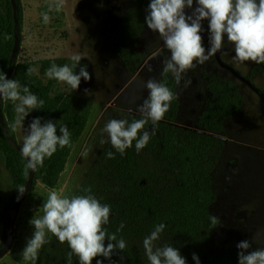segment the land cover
Wrapping results in <instances>:
<instances>
[{
    "label": "trees",
    "instance_id": "16d2710c",
    "mask_svg": "<svg viewBox=\"0 0 264 264\" xmlns=\"http://www.w3.org/2000/svg\"><path fill=\"white\" fill-rule=\"evenodd\" d=\"M88 1L93 5H101L103 2ZM149 3L150 0H131L124 16L108 37L109 47L125 63L128 72L133 76L147 58L146 53L139 49V38L148 30L145 16ZM17 6L16 18L22 42V0H17ZM4 9L0 10V72L6 74L8 69H11L13 74L10 79H16L22 86H28L33 94L44 101L43 108L35 110L34 118H42V123L47 120L56 122L57 135H60L61 125H67L71 133L70 146L62 149L58 147L35 172L33 185L41 180L46 187L54 189L66 168L75 142L87 126L91 112L89 108H80L78 101L73 97L62 99L51 96L48 85L39 81L34 73L27 74L28 68H32L31 63L18 64V55L11 62L15 27L11 0L6 1ZM39 63L43 72L52 64L50 60ZM222 63L229 67L225 62ZM64 64H71V61L58 60V65ZM262 70L264 64H256L252 73L243 78L260 94L264 103V88L258 87L253 81ZM234 71L242 77L239 72ZM160 81L165 82L175 93L177 84L171 73L162 72ZM206 87L210 96L205 100L195 123L196 130L177 125L181 102L176 96L169 111L155 126L156 134L143 150L137 153L134 141L133 147L121 155L108 143L89 177L74 194L85 195L87 193L84 190L90 189L91 194L101 203L111 205L109 224L105 227L109 233H116L118 239L123 238L127 242V248L113 257L117 264H149L142 242L145 236L161 223L165 225V229L160 240L156 242L157 246L173 245L186 258L187 264H195L193 253L199 256L200 264H238L236 246L239 242L230 236L218 239L217 228L220 219L215 215L219 224L216 226L211 223L209 217L214 215L212 206L217 199L214 184L218 168L224 161L221 160L223 152L228 147V140L221 135L228 123L241 113L245 99L232 82L212 78L206 82ZM5 104L6 100L3 99V115ZM133 118H141L139 112L132 113L127 119L131 122ZM5 122L10 135L18 142L6 118ZM146 129H152L150 122ZM109 151L113 152V158L107 157ZM0 158L12 176L15 190L5 211L0 212V234L4 231L2 247L7 241L9 214L19 195L17 187L27 184L30 170L25 172L26 160L9 142L1 123ZM228 160L233 162L232 159ZM231 168H237L236 163ZM121 222L124 227L117 232ZM105 243L107 244V241ZM256 248L258 245L253 242L250 251ZM69 251L67 242L61 244L51 235L36 264H67ZM11 256L15 261L21 262V256L16 251L11 252ZM72 264H79L75 255L72 257ZM104 264L109 262L105 260Z\"/></svg>",
    "mask_w": 264,
    "mask_h": 264
},
{
    "label": "rangeland",
    "instance_id": "374dc122",
    "mask_svg": "<svg viewBox=\"0 0 264 264\" xmlns=\"http://www.w3.org/2000/svg\"><path fill=\"white\" fill-rule=\"evenodd\" d=\"M6 1L0 0L1 11L5 10ZM130 2L103 0L101 5H93L88 0H22L24 29L18 64L31 63L37 79L51 89V96L62 99L73 97L80 108H89L91 113L82 136L74 144L58 185L51 189L38 180L29 196L26 195L14 222L12 248L0 259V264H29L23 260L21 252L34 231L29 221L47 199V194L55 190L60 195H74L89 177L108 144L99 143L101 129L107 121L113 118L127 119L138 112V106L148 96L146 82L152 78L161 80L162 61L171 53L158 33L148 29L140 36L139 49L146 53L147 58L134 76L108 45L110 33L124 16ZM59 3H62V7L57 10ZM196 6L194 0L193 9ZM193 9H185L186 14L190 15ZM44 13L49 16L48 23L43 20ZM202 24L204 31L200 34L207 48L208 21L204 20ZM73 54L83 56L80 64L88 66L91 80L81 78L79 89L72 92L66 84L49 79L39 62L50 60L58 65V60L71 61ZM234 55L233 47L225 42L223 48L203 65H197L183 74L181 83L176 85L175 94L181 102L177 125L193 130H196L195 123L205 100L210 96L206 82L212 78L232 82L245 99L241 113L228 123L221 135L228 140V147L223 152L221 160L224 161L216 175L214 186L217 199L212 206V213L220 219L217 238L230 236L240 242L251 241L258 231L264 233V103L260 94L243 78L252 73L257 63H238L233 59ZM153 57L156 61L149 65ZM76 72L78 74L79 67ZM188 81L191 83L185 87ZM253 81L264 88V70ZM14 108L11 101H6L4 116L10 126L17 118ZM34 112L31 111L25 118L24 128L18 127L13 131L21 145ZM104 138L107 139L106 134ZM235 163L237 168H231ZM14 194L12 176L0 158V212L5 211ZM3 237L4 231L0 234V248ZM254 243L264 247V235ZM43 248L39 251L38 259ZM14 251L21 256L20 263L11 256Z\"/></svg>",
    "mask_w": 264,
    "mask_h": 264
},
{
    "label": "clouds",
    "instance_id": "9594fccd",
    "mask_svg": "<svg viewBox=\"0 0 264 264\" xmlns=\"http://www.w3.org/2000/svg\"><path fill=\"white\" fill-rule=\"evenodd\" d=\"M194 0H150L146 9L145 23L153 33H158L164 46L171 53L165 58L162 72L171 73L176 84L181 83L184 73L203 65L218 51L225 42L233 47V59L238 63L251 61L264 64V0H196L197 6L193 9ZM62 3L57 4V10ZM185 9H193L188 15ZM45 23H48L47 13L42 14ZM208 21V47L203 44L200 33L204 31L202 22ZM226 37V40H225ZM82 55L70 56L71 64L57 65L52 63L46 70V76L57 82L66 84L71 90L79 89L81 78L91 80L87 65L80 64ZM79 67L77 74L76 69ZM34 69L28 68L31 75ZM191 81L185 84L187 87ZM148 96L138 106L139 119H109L101 129L99 143H110L112 148L125 154L133 147L139 153L156 134L155 126L169 111L171 102L176 94L165 82L149 79L145 85ZM87 92L88 90L85 89ZM0 99L11 101L15 108L17 118L11 124L13 131L24 128L25 118L33 110L43 108L44 101L33 94L28 86H22L16 79H8L6 74L0 72ZM152 125L149 131L146 125ZM57 123L42 118L32 119L23 145L21 156L26 160L25 172L35 171L42 167L44 160L50 158L57 148H64L71 144V133L67 125L59 127ZM106 134L107 139L104 138ZM87 154V152L85 153ZM113 158V152L107 153ZM18 199L25 192V185H20ZM85 195H60L55 190L47 194L42 206L35 212L29 224L34 227L30 238L21 252L25 262L36 264L39 251L49 242V234L55 236L61 244L67 242L70 251L67 253V264H72L75 255L79 264H117L113 259L127 248V242L117 238L116 233H109L105 227L109 224L111 205L101 203L90 189L84 190ZM42 213V214H41ZM213 225L218 224L215 215L209 217ZM124 227L121 222L117 232ZM163 223L154 227V230L143 239V249L149 264H187L181 252L170 244L157 246L164 232ZM264 235L258 231L252 240L240 241L237 244L238 264H264V247L251 250L252 243ZM107 241V244L105 243ZM123 259V257H120ZM195 264H200L199 256L192 254Z\"/></svg>",
    "mask_w": 264,
    "mask_h": 264
},
{
    "label": "water",
    "instance_id": "95a60500",
    "mask_svg": "<svg viewBox=\"0 0 264 264\" xmlns=\"http://www.w3.org/2000/svg\"><path fill=\"white\" fill-rule=\"evenodd\" d=\"M12 6H13V10L15 13V27H14V48L12 51V57H11V62L17 57L19 49L21 47V39H20V35H19V27H18V20L16 18V12L18 10V6H17V0H11ZM156 61V58H151L149 60V65L153 64ZM151 62V63H150ZM13 72L11 69H8L7 73H6V77L8 79L11 78ZM2 102L3 99H0V123L4 129V132L9 140V142L17 149L20 151L21 149V145L16 142L12 136L10 135L8 128L6 126V122H5V118L4 115L2 113ZM35 171L30 170V174H29V179L27 184L25 185V192L22 196L19 197V199L17 198L11 211L9 214V218H8V223H7V241L6 243L0 248V259L3 258L7 253L10 252L13 242H14V222L17 216V213L20 209L21 204L23 203L26 195L28 194V192L31 190L33 183H34V177H35Z\"/></svg>",
    "mask_w": 264,
    "mask_h": 264
},
{
    "label": "bare ground",
    "instance_id": "6f19581e",
    "mask_svg": "<svg viewBox=\"0 0 264 264\" xmlns=\"http://www.w3.org/2000/svg\"><path fill=\"white\" fill-rule=\"evenodd\" d=\"M151 63V62H150ZM151 65H153V64H151Z\"/></svg>",
    "mask_w": 264,
    "mask_h": 264
}]
</instances>
